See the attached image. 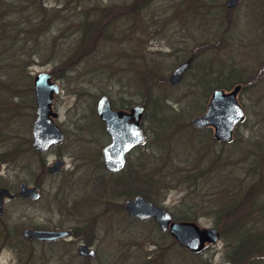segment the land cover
I'll list each match as a JSON object with an SVG mask.
<instances>
[{"label":"rangeland","instance_id":"1","mask_svg":"<svg viewBox=\"0 0 264 264\" xmlns=\"http://www.w3.org/2000/svg\"><path fill=\"white\" fill-rule=\"evenodd\" d=\"M129 1H134L135 11L122 4ZM202 1L194 8L200 0L195 4L193 0H66L62 18L48 20L37 17L39 12L29 0H0L6 4L0 28L10 36L18 30L21 37L13 51L0 56V77L7 79L0 89V185L9 191L19 180L33 184L41 180L44 190L39 202L29 204L5 201L4 195L3 221L19 226L86 219L97 249L91 264H233L229 240L234 239L227 230L231 221L245 216L243 225L264 232V214L252 205L257 193H243L229 218L215 221L212 212L228 199L223 192L233 194L239 187L240 195L247 185L257 183L264 170V0H237L231 8L225 6L227 0ZM94 7L101 10L97 13ZM186 57L192 61L180 80L168 84L171 70ZM230 70L256 79L236 83L243 118L234 125L231 138L220 142L213 138V127L197 128L191 119L202 113L211 94L212 88L206 99L199 96L204 78L222 81ZM38 72L50 73L58 84L51 108L64 134L59 145L40 155L31 145L36 115L33 79ZM197 75L203 77L200 82L193 79ZM101 95L118 110L144 106L140 122L145 142L130 150L120 170L111 172L102 164L101 147L108 136L96 111ZM56 158L64 161L63 166L47 175V166ZM134 167L164 184L154 187L155 201H150L177 214L192 209L195 217L189 221L199 229L213 228L216 239H205L201 249L193 251L178 244L167 230H159L152 218L128 219L122 204L136 194L127 190L130 182L119 181ZM109 178L118 184L106 195L102 186ZM50 193L57 201L52 214L44 203ZM59 196L70 199L73 208L60 212ZM263 198L259 196V203ZM7 240L12 250L20 244L14 238ZM10 250L4 248L0 264H42L41 256H27L24 245L19 259L8 260L13 257ZM251 259L238 264H264V250ZM70 264L84 261L77 256Z\"/></svg>","mask_w":264,"mask_h":264},{"label":"water","instance_id":"2","mask_svg":"<svg viewBox=\"0 0 264 264\" xmlns=\"http://www.w3.org/2000/svg\"><path fill=\"white\" fill-rule=\"evenodd\" d=\"M236 1L227 0L226 5L233 6ZM191 60V57L182 60L172 69L167 79L168 84H174L180 80L183 71ZM33 85L36 115L31 127V145L34 149L43 151L63 139L61 128L52 119L56 113L50 107L52 93L58 91V84L50 81V73L38 72L34 76ZM239 88L240 85L238 84L226 92L221 88L213 89L205 110L191 119L192 124L197 128L210 125L214 129V139L229 140L234 125L243 118L244 114L235 97ZM96 111L104 122L105 131L110 137L109 142L101 147L103 164L110 171L120 170L125 164L126 154L133 147L145 142V133L139 124L143 107L134 105L130 107L129 111L114 109L110 106L108 98L102 95L98 99ZM61 162L57 161L56 166L50 167L49 170L54 171ZM18 194L23 197L35 198L38 196V190L35 186L29 187L24 181H21ZM4 195L11 196L7 189L0 186V208ZM123 204L125 212L133 217H153L162 229H167L177 243L187 249L200 250L205 239L214 241L217 237L215 230L211 227L199 229L191 221L172 220L165 208L154 204L140 194L126 198ZM23 233L29 236L48 238L61 236L66 232L62 230L42 232L25 228ZM79 249L84 254H94V250L85 245H80Z\"/></svg>","mask_w":264,"mask_h":264},{"label":"trees","instance_id":"3","mask_svg":"<svg viewBox=\"0 0 264 264\" xmlns=\"http://www.w3.org/2000/svg\"><path fill=\"white\" fill-rule=\"evenodd\" d=\"M37 5H38V3H37ZM37 5L35 7V10H36V12H39V14L37 16L38 18L43 19L45 17L48 20H50L56 16V15L47 16L49 9L45 10L41 7H38ZM2 6L3 7L0 8V14H1L0 19L2 18L1 17L3 15L2 10L6 6V4H2ZM8 8H10L12 10L14 7H8ZM0 31H1L0 32V56H4L5 54H7V52L13 51L15 49V47L17 46V43L19 42L21 37L18 36V34H17V32H19L18 30L16 33H13L11 36H10V34L5 33L2 28H0ZM1 34H5L6 36L5 35L3 36ZM192 55L193 54H191L190 56H192ZM200 61H202L201 64L205 67V65H206L205 59L200 60ZM200 61H198V62L200 63ZM1 62H3V59H1ZM14 67H16V66H14ZM19 67L20 66H18L17 69ZM225 77L226 78L222 79V81L219 80L217 82L214 81L216 79H210L208 77L204 78L206 83H204L202 85L201 91L200 90L198 91L199 96L201 95L202 96L201 98L206 99L207 95L209 94L208 91H210L211 88L214 89V88L219 87V88L228 89L231 87L232 84H233L232 86L236 85V83L240 84V82L250 84L251 83L250 80L252 78L256 79V77L241 76V74L237 73V71L234 72L231 70L229 71V75L227 74ZM200 78H203V77H201L200 75L193 77V79L198 81V82H200L198 80ZM6 81H7V79H3L0 77V89H1V86L6 85V83H7ZM0 93H2V92H0ZM193 96H195V95H193ZM152 101L153 102L157 101V98H153ZM1 107H3V106H0V108ZM0 116H3V114H0ZM220 142H224V141H220ZM34 153H37L38 155H40V152H38V151H35ZM138 158L140 159V157H138ZM127 162H128V158L126 160V163ZM136 167H137V165H136ZM136 167H134V169H132V172L127 177L123 176V178H120L121 181H119V182L128 181V185L130 182L131 186L127 190H132L133 195L134 194H141L149 200H154L153 196L151 195V191H153L154 187L155 188L160 187V189H161L162 186H164V184H162V181H160L159 179H153L151 175L141 174L139 171L137 172ZM158 178H160V177H158ZM185 180H186V178L182 177L181 181L184 182ZM194 180H196V178ZM110 181H112V183ZM113 181H114L113 178H109L108 181H104L103 186H102L103 187L102 192L106 193V195L110 193V190H115V187H116L115 184H118V181L117 180L114 182ZM115 182H117V183H115ZM125 186L127 187V183ZM256 186L260 187L259 191L257 188H256V190L255 189L253 190V187H256ZM193 187H191V188H193ZM239 189L240 188L238 187L237 190H235L233 194H228L225 192H223L221 194V195H224L228 199L226 201L221 200L220 205L217 203L216 208L213 209L214 211H212V212L216 213L215 221L219 220L220 216H222V218H224V219L229 218V216H230L229 214L232 213V210L234 211V209H235L236 200L243 193H247L248 196H250L253 193H257V195H255L253 202H252L253 209H255L258 213L264 214V198L262 199L263 201H261L260 203L258 201L259 196L264 197V170L262 171L261 178L257 181V183H255L253 185L252 184L247 185L246 188H244V191L240 195L237 194ZM96 191L100 192L97 189H96ZM117 194H120V191L117 192ZM233 200H234V202H233ZM191 210L192 209H189V211H183L180 209L179 211H177L179 214L174 213V212H170V214H171L173 219L188 220L189 221L195 217V212L193 213V211L191 212ZM233 213H232V215H233ZM127 217H128V219H130L132 221H143L144 220V219L138 220L135 218H131L128 215H127ZM244 218H245V216L244 217H237V218L233 219V221H231V224H230V226H228V229H227V230H231L229 233L232 236V238L234 239V240H229V244H230V250H229V253H230L229 256L230 257L229 258L233 264H238L239 262H241L242 259H247V258L249 259L247 262H253V259H251V258L252 257L255 258L259 255L262 256L263 250H264V232L260 231L259 229H253V227H251V226L243 225L245 223ZM256 254H257V256H255ZM258 261L261 263V261H263V260L260 258V259H258Z\"/></svg>","mask_w":264,"mask_h":264},{"label":"flooded vegetation","instance_id":"4","mask_svg":"<svg viewBox=\"0 0 264 264\" xmlns=\"http://www.w3.org/2000/svg\"><path fill=\"white\" fill-rule=\"evenodd\" d=\"M104 131H105V128H104ZM105 133L107 134L106 131H105ZM62 135H64L63 131H62ZM107 136H108V142H109L110 137L108 134H107ZM59 143L60 142L50 145L48 148H46L42 152L48 150L51 146L53 147V146L59 145ZM107 143H105V144H107ZM129 152L125 156L126 160H127V156L129 154ZM57 161H62V162L59 164V166L54 171H50L49 168L52 166H56ZM63 162L64 161L61 158L54 159L52 164L47 166V172L49 173L47 175H53V174H56L57 172H59L60 168L63 166ZM102 164H103V159H102ZM103 168L106 170L104 164H103ZM42 176H44V174L39 176L38 178L41 179ZM22 181H24L29 187L35 186L38 190V196L35 198H28V197H23V196L19 195L18 189H19V185L21 182L19 180L15 190L9 189L11 196H6V199H4V200L5 201L9 200V201L14 202V203L19 202V203H25V204L39 202L41 200V198L43 196V192H44V190L42 188L41 180L34 182V184L33 183H27L25 180H22ZM81 200H83V199H81ZM85 200H86V198L84 197L83 202H86ZM58 201H59L58 204L60 203V205L62 206V207H58L60 212H62V213H66L68 209L73 208L70 199H65L64 196H62V197L59 196ZM83 202H81L82 205H80L82 207L85 205V204H83ZM44 203L47 204V212L52 214L53 210H55V208H56L55 205L57 204L54 193H50L47 200H44ZM123 203H124V201H123ZM3 204H4V202H2V206L0 208V254L2 253V251H4V248H7V250H10V249L12 250V248L14 247V246H12V248L8 247V246H10V242H8V240H7L8 238H10V239L14 238L15 240L20 242V244L19 243L15 244L16 250L15 249L12 250L13 257L9 258L8 260H13V258L19 259L18 258L19 255L24 256L23 252L19 253L21 251L20 249H21L22 245H24V247L27 248V250H28L27 256L28 257L33 256V253H35V255L37 254V255L41 256L42 264H55V262H57V264H60L61 260L63 261L64 264H70L71 261L77 259V256H79L80 259H82L84 261V264H91L90 261L97 256V249H96V247L93 243L94 241L92 239L93 233H92L91 223H89L86 219H84V221H81L79 223L72 222L71 224H63L61 222H49V221H47V222H41V223H35V224L16 226V224H12L9 221H3V218L5 217L4 213H3L5 207L3 206ZM122 205H124V204H122ZM50 218H52V217H50ZM144 219H151V217L150 218H144ZM153 222L158 227L159 230H161V231L167 230V229H162L154 220H153ZM25 228L35 229V230H39L42 232L43 231H61L62 230V231H65L66 233H64L61 236H57V237H48V238L42 237L41 238V237H34V236H29V235L24 234L23 230ZM80 245H85L88 248H92L93 250H95L94 254L89 255V254H84V253L80 252V249H79ZM34 247H37L36 250H34ZM37 255H36V257H39Z\"/></svg>","mask_w":264,"mask_h":264},{"label":"bare ground","instance_id":"5","mask_svg":"<svg viewBox=\"0 0 264 264\" xmlns=\"http://www.w3.org/2000/svg\"><path fill=\"white\" fill-rule=\"evenodd\" d=\"M33 5H35V7H36V5H37V3H38V7H41V8H43V9H49V11H48V14H47V16H51V15H57L59 18H62L61 16H62V14L64 13L63 12V4H64V1H66V0H54L53 2H50V3H47L45 0H29ZM189 1V3L191 2V0H188ZM194 2H193V4H195V0H193ZM133 2L134 1H129V2H122V4L123 5H128L129 6V8L128 9H126V10H129V11H135L136 10V8L137 7H134L133 6ZM149 2H150V0H149ZM200 3L202 4L203 3V1L202 0H200V2H198L196 5H195V7L194 8H197L198 7V5H200ZM48 4V5H47ZM225 6L227 7V8H231L229 5H226V1H225ZM0 6H2L1 4H0ZM94 9H95V11L97 10V13H98V10H101L99 7H94ZM205 14H207V13H205ZM204 14V15H205ZM192 15H194L193 13L192 14H190V17L192 16ZM183 18V17H182ZM184 20H185V22H187V18L184 16ZM182 22H184L183 20H182ZM188 24V23H187ZM188 58V57H187ZM192 58V57H191ZM192 61V60H191ZM172 71V70H171ZM235 72V71H234ZM227 74H229V73H227ZM242 76V75H241ZM226 78V77H225ZM224 78V79H225Z\"/></svg>","mask_w":264,"mask_h":264}]
</instances>
